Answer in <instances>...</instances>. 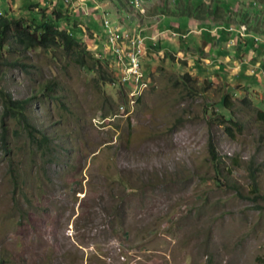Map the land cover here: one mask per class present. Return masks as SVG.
Instances as JSON below:
<instances>
[{
    "label": "rangeland",
    "instance_id": "rangeland-1",
    "mask_svg": "<svg viewBox=\"0 0 264 264\" xmlns=\"http://www.w3.org/2000/svg\"><path fill=\"white\" fill-rule=\"evenodd\" d=\"M0 1L5 2L1 9L15 16L27 14V4L39 3L15 0L19 9H8L10 0ZM94 1L86 3L92 8ZM133 1L98 0L107 4L98 5L95 16L88 8L69 14L64 25L96 56L111 62L115 58L105 49L109 30L104 18L122 24L123 30L127 25L131 35L133 28L135 33L147 29ZM198 1L194 4L208 2ZM212 1L210 8L226 11V4ZM228 1L252 27L246 37L226 34V41H220L226 50L217 48L218 53L231 54L226 64L212 63L215 56L209 52L187 50L181 34L194 27L196 18L161 15L146 23L152 32L166 35L157 43L161 51L149 46L143 68L150 83L128 102L125 114L126 93L118 83L100 90L95 74L72 63L65 66L67 60L54 64L47 52L33 56L37 73L19 68L1 73L0 87L17 99L30 97L48 78L63 86L54 99L38 97L28 105L35 124L56 138L44 150L11 118L3 117L2 125L0 96V256L10 254L9 264H264V121L240 108V98L249 95L264 109V0ZM230 14L231 23L239 24L233 9ZM217 24L209 20L203 27ZM200 38L211 40L208 31ZM247 43L255 55L245 53ZM245 58H255L260 68L253 72L254 66L243 65L240 71ZM185 73L200 92L190 94L177 83ZM206 81L212 82L211 89L202 93ZM228 87L245 123L234 137L214 121L216 102ZM108 98L113 100L109 112ZM4 129L9 153L2 146ZM211 138L223 159L221 172L211 158ZM63 144L72 154L62 151ZM14 173L22 175L18 189L11 182ZM23 193L32 200L30 208ZM13 195L17 210L12 209ZM18 208H29V218H21Z\"/></svg>",
    "mask_w": 264,
    "mask_h": 264
},
{
    "label": "trees",
    "instance_id": "trees-1",
    "mask_svg": "<svg viewBox=\"0 0 264 264\" xmlns=\"http://www.w3.org/2000/svg\"><path fill=\"white\" fill-rule=\"evenodd\" d=\"M198 4L181 3V0H175V3L172 5L165 3L161 6L159 13L167 16L189 15L199 19L201 17L200 11L203 9L202 13L204 12L208 18L211 17L213 20H218L223 17L219 10L212 7L210 8L211 5L207 6L202 3ZM225 4L227 7L225 11L227 22L232 24L230 21L232 15L229 14V11L233 6L229 3ZM26 10L27 14L20 16H15L9 10H0V76L2 75L1 73L7 71V69L16 68L21 69L28 75L37 73L39 67L33 60V56L47 52L50 54L54 64L59 65V62L67 60L68 62H66L65 66H70L69 63H72L79 68L87 70V72L95 74L96 76L93 77L100 90H105L106 87L117 84L118 78L109 66V60L96 56L92 50L87 48L83 40L77 38L73 32L65 27V21L67 22L70 19L68 13L59 11L55 5L42 7L40 3L28 4ZM233 13H236V15L240 17L238 20L240 22L239 24H245L248 29H251L252 26L248 23V19L243 15H239V12L236 11V9H233ZM75 27H77V24H75ZM208 33L211 39L212 36L210 32ZM156 45L151 46L156 50L158 49L161 51V48H158ZM256 45L257 42L254 40V46ZM243 48L247 55L254 53L248 43L245 44ZM201 49V53H203L204 47ZM176 81L177 83H182L186 91L190 94L200 92L197 88L198 86L193 84L196 81L193 80L189 73L183 74L180 79ZM211 83L212 82L210 81H206L205 85L201 86V92H208L211 89ZM62 87L63 86L58 79L54 77L48 78L37 91L35 90L30 97L24 99L14 98L6 88L0 87V96L4 98L3 113L1 115L2 125L4 124L3 117L11 118L18 124L19 128L21 127V129L27 133L28 138L33 141L34 145H37L38 148L44 150V148L53 144L56 138H54L52 134L46 132L47 130H43L35 124L32 115L27 111L29 110L28 105L38 97L49 96L54 99L57 97L55 92L61 90ZM59 99L61 98L59 97ZM106 100L111 102L108 109L109 112L113 108V100L111 98ZM216 104L219 106V109L216 112L214 111L217 115L214 118L216 124L232 137L237 133L243 132L245 129V123L238 117L237 112L240 110L236 107V102L233 100L229 87ZM64 106L66 105L64 104ZM240 108L255 111L258 119L262 122L264 121V109L254 105L253 100L249 95H244L240 98ZM104 116H107V111L104 112ZM210 118H213V116ZM15 133L18 135L20 132L18 129H15ZM7 143L6 129H4L2 133V146L5 152L9 153L10 148L6 146ZM60 147L64 153H69V155L73 152L72 148L69 146L67 147L64 144L62 146L60 145ZM209 147L211 158L214 161L218 172H221L219 165L223 159L214 139L212 138L209 141ZM228 171H231L229 167ZM13 175L14 177H12L11 182L14 184V188L18 189L22 186V182H20L22 175L19 173H14ZM252 176L255 179L253 173ZM15 191L16 190H14V192ZM256 191L258 192V188H256ZM23 195L24 200L27 202V205L29 204L30 208L32 205L31 198L28 197L27 193H23ZM13 199L15 200V203L12 209L17 210L18 199L15 195H13ZM28 209L18 208L21 218H24L25 220L29 218L30 214L28 213ZM9 255H1L0 264L11 263L13 258H10Z\"/></svg>",
    "mask_w": 264,
    "mask_h": 264
},
{
    "label": "crops",
    "instance_id": "crops-1",
    "mask_svg": "<svg viewBox=\"0 0 264 264\" xmlns=\"http://www.w3.org/2000/svg\"><path fill=\"white\" fill-rule=\"evenodd\" d=\"M87 0L85 1H82V0H73V3L69 6H67L63 0H46V3L49 4V5H55V7L60 10V7H64V9L68 10L66 11L65 13H68V14H71L73 15L74 13L77 15V12H79L82 8V5L86 3ZM202 0H199L198 2H200ZM208 2H205L204 5H211V2H209V0H207ZM213 1H217V0H213ZM212 1V2H213ZM236 1H240V0H236ZM2 3V1H0ZM38 2L40 3V1L38 0ZM95 2V6H93L91 8V3H86L87 4V9L90 8L91 9V15L90 16H95V14L97 13V9H98V5L100 6V8L104 7L107 3H103V5L100 4V2H98V0L94 1ZM186 2H189V4H193L194 3V0H188ZM219 3H222L223 5H225V3H229L231 4L228 0H219L217 1ZM98 3V4H97ZM165 3H167L168 5H172L175 3V0H152V2L150 3V8H149V11L147 13L146 16H141L139 15V18H140V21L141 23L145 24V26L147 27V29L143 30L142 31V35L145 36L147 39H146V42L148 44V46H151L152 45V40L151 38L153 36H159V38H157V41H155L156 43H158V45L161 43V40L162 38H165V35L166 33H162V31L160 32H157V31H154L152 32L150 27L146 24V23H149L150 21H155L157 20L160 16H161V13H159L160 11V7L163 6ZM181 3H184L183 0H181ZM9 6H8V9H12V7L14 5H16V8L19 9V5H17V2H15V0H10V2L8 3ZM68 7H66L65 5ZM93 4V3H92ZM28 5V4H27ZM26 5V7H27ZM3 6H5V2L2 3V5L0 6V10L4 11V10H7V9H1ZM233 6V5H232ZM97 7V8H96ZM220 8V7H219ZM235 7H232V9H234ZM96 9V10H95ZM203 10V9H202ZM202 10L200 11L201 13V17L199 19L196 18V24H194V27L192 29H188L186 32H182V34H184L185 37H182L183 39H186L188 42H187V50H191L193 51V49L197 52V53H201V48L202 46L204 47V50L203 52L205 51L206 53L209 52L210 56H215L214 59H212V63L214 62H218V63H223V64H226L225 61H231V54H226L224 55L225 57V60H223V56L220 55V53H218V49L217 48H221V50L225 51L226 48L224 46H220L219 43L220 41H226L227 39V35H229V38H232L233 35H231L230 33L227 32V27L228 25L227 24V16L225 14V11L223 10V12L219 11L222 13V18H223V21L219 22L222 18H219L218 20H213V18H208V16L206 14H203L202 13ZM13 11V10H12ZM95 11V12H94ZM64 12V11H63ZM229 14H230V11H229ZM87 15L89 18L90 16ZM86 16V15H85ZM191 17H194V16H191ZM195 18V17H194ZM212 21V22H218V24L214 27V26H209V27H203V23L205 22H209ZM230 24V23H229ZM125 25V24H124ZM231 25V24H230ZM79 26H82V25H79ZM125 27L128 28L127 25H125ZM222 29V31L220 32L219 30L217 29ZM135 29V28H133ZM224 29V30H223ZM139 31H141L142 29H138ZM211 30V31H210ZM204 31H208L210 32L212 38L211 40H208V39H201L200 36L203 34ZM217 31V32H216ZM218 31L220 33H223V34H219ZM90 34H93L95 35V37H97L98 35L94 32H90ZM164 34V35H163ZM217 34L218 37L220 36V38H217V40L215 39L214 35ZM159 39V40H158ZM234 41V39H232ZM215 41L217 46L216 47H213L211 42ZM190 44L193 45L192 49H190ZM185 54L188 53V52H184ZM256 52L252 53V55H255ZM250 55V54H249ZM249 59V60H248ZM208 60V59H207ZM217 63V64H218ZM260 62H257L255 60V58H245V60L243 61V63H239V66L238 68H240V71H243L242 69V66L243 65H246V66H249V69H251L252 66H254L251 70H255V67L257 68H260ZM219 65H216L215 67H217ZM262 70L261 72L264 73V64L262 65Z\"/></svg>",
    "mask_w": 264,
    "mask_h": 264
},
{
    "label": "built area",
    "instance_id": "built-area-1",
    "mask_svg": "<svg viewBox=\"0 0 264 264\" xmlns=\"http://www.w3.org/2000/svg\"><path fill=\"white\" fill-rule=\"evenodd\" d=\"M81 10H87L86 8H81ZM112 26V24H111ZM173 36H178V32L171 30ZM125 31L119 32L115 43H106L105 45H117V52H121V59H116V61H109V66L112 68L116 74L118 80L117 82L123 88L126 93L127 90L132 89L133 81L143 82V59L147 54L149 46L146 42V37L141 34L142 31L137 30L136 38L131 44H122V35ZM182 37H185L184 34H181ZM158 36H153L151 38L152 45H156ZM260 42V39H259ZM98 46V43H97ZM101 57V55H99ZM254 72V70H253ZM129 101H133V98H126V104L122 105V112L126 113V105Z\"/></svg>",
    "mask_w": 264,
    "mask_h": 264
},
{
    "label": "bare ground",
    "instance_id": "bare-ground-1",
    "mask_svg": "<svg viewBox=\"0 0 264 264\" xmlns=\"http://www.w3.org/2000/svg\"><path fill=\"white\" fill-rule=\"evenodd\" d=\"M64 1L66 3H72L73 2V0H64ZM141 1H143V0H141ZM135 2L139 3L140 0L133 1V4H132L133 7L132 8L133 9L136 8L137 10H139L141 16H146V14L148 13L147 6L149 7V5L152 2V0H144L143 4L140 7H137ZM82 6H83V8H86L85 4H83ZM111 24H112V26H111ZM104 25L109 30L108 31V35H107V39H106L107 43H115V41L117 39L115 37L116 33L119 34V32H122V31H125L123 33V35H122V44H131L136 38V33H135L136 28L132 29V35H131L130 34V28H127L126 30H123L122 24H120V23H119V26H116L110 20L104 18ZM234 27H236V28H238V27L240 28L241 27V28H240L239 31H236L234 29ZM238 27L232 25V26L227 28V31L231 32V33H237L240 37H246V33L249 31L247 26L242 24V25H240ZM170 32L172 33V31H170ZM113 34L115 35L114 37L116 39H111V36ZM172 35H173V33H172ZM174 37H176V36H174ZM259 39L260 38L257 37L256 38V42H259ZM105 49H106L107 53H109L110 55L113 56V58H115L114 60L112 59L111 61H116V59H119L121 53L117 52V45H105ZM143 76H144V81L143 82H148V83H141V85H140V83L139 84H135V82L133 81L132 82V89L126 91V95H127L126 98H133V97L136 96V94L138 93V90H140V88H142L143 86L144 87H148V84L150 83V79H149V77L146 76L145 70H143ZM145 77H147V78H145ZM127 105H129V103ZM127 111H128V108H126V112Z\"/></svg>",
    "mask_w": 264,
    "mask_h": 264
},
{
    "label": "clouds",
    "instance_id": "clouds-1",
    "mask_svg": "<svg viewBox=\"0 0 264 264\" xmlns=\"http://www.w3.org/2000/svg\"><path fill=\"white\" fill-rule=\"evenodd\" d=\"M63 1H64V0H63ZM84 1H85V0H84ZM64 3L67 4V5L69 6V5H71L73 2H72V3H66V2L64 1ZM128 3L130 4V2H128ZM85 4H86V3H85ZM86 5H87V4H86ZM130 8H131V4H130ZM80 11H82V10H80ZM132 11H133V10H132ZM148 11H149V10H148ZM82 12H83V11H82ZM133 12H134V11H133ZM85 13H86L85 15H89L87 12H85ZM134 13H135V12H134ZM146 15H147V14H146ZM161 15H163V14H161ZM232 25L238 27V26H240V25H242V24H231L230 26H232ZM243 25H245V24H243ZM230 26H228V27H230ZM246 26H247V25H246ZM228 27H227V28H228ZM226 30H227V29H226ZM248 30H250V29H248ZM227 32H228V31H227ZM228 33L238 35L237 33H231V32H228ZM163 35H164V34H163ZM238 36H239V35H238ZM158 37H159V36H158ZM239 37H240V36H239ZM232 41H233V40H232ZM233 42H234V41H233ZM257 43H258V42H257ZM156 44H157V43H156ZM156 46H157V45H156ZM149 48H150V47H149ZM148 50H149V49H148ZM117 83H118V82H117ZM118 84H119V83H118ZM119 85H120V84H119ZM121 88H122V87H121ZM122 90H123V88H122ZM123 91H124V90H123ZM140 100H141V99H140ZM140 100H139V101H140ZM139 101H138V102H139Z\"/></svg>",
    "mask_w": 264,
    "mask_h": 264
}]
</instances>
